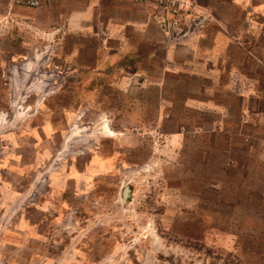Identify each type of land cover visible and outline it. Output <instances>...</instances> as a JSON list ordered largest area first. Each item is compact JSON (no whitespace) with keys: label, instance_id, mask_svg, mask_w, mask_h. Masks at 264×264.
<instances>
[{"label":"rangeland","instance_id":"374dc122","mask_svg":"<svg viewBox=\"0 0 264 264\" xmlns=\"http://www.w3.org/2000/svg\"><path fill=\"white\" fill-rule=\"evenodd\" d=\"M38 1L0 0V264H264V0Z\"/></svg>","mask_w":264,"mask_h":264},{"label":"built area","instance_id":"2783aa9c","mask_svg":"<svg viewBox=\"0 0 264 264\" xmlns=\"http://www.w3.org/2000/svg\"><path fill=\"white\" fill-rule=\"evenodd\" d=\"M17 2H19V3L27 2L29 5H32V6L39 5V1L38 0H17Z\"/></svg>","mask_w":264,"mask_h":264},{"label":"water","instance_id":"95a60500","mask_svg":"<svg viewBox=\"0 0 264 264\" xmlns=\"http://www.w3.org/2000/svg\"><path fill=\"white\" fill-rule=\"evenodd\" d=\"M127 191H129V189H127L126 191H125V196H127L126 194H127Z\"/></svg>","mask_w":264,"mask_h":264},{"label":"bare ground","instance_id":"6f19581e","mask_svg":"<svg viewBox=\"0 0 264 264\" xmlns=\"http://www.w3.org/2000/svg\"><path fill=\"white\" fill-rule=\"evenodd\" d=\"M107 128H108V126H107ZM109 133L111 134V131L109 130ZM110 134H106V135H110Z\"/></svg>","mask_w":264,"mask_h":264},{"label":"crops","instance_id":"0c3cea01","mask_svg":"<svg viewBox=\"0 0 264 264\" xmlns=\"http://www.w3.org/2000/svg\"><path fill=\"white\" fill-rule=\"evenodd\" d=\"M218 68H219V67H217L216 69H214V71H215V70H217V71H218V70H219Z\"/></svg>","mask_w":264,"mask_h":264}]
</instances>
